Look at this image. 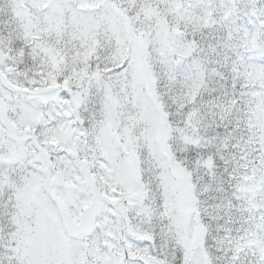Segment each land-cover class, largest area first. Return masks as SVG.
<instances>
[{
    "label": "snow or ice",
    "instance_id": "1",
    "mask_svg": "<svg viewBox=\"0 0 264 264\" xmlns=\"http://www.w3.org/2000/svg\"><path fill=\"white\" fill-rule=\"evenodd\" d=\"M0 264H264V0H0Z\"/></svg>",
    "mask_w": 264,
    "mask_h": 264
}]
</instances>
